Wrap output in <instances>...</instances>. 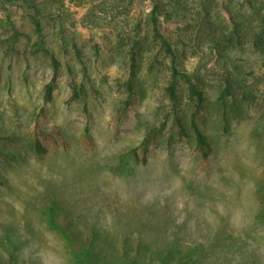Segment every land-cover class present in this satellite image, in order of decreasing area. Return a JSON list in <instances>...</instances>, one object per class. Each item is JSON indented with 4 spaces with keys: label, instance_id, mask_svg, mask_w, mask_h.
I'll return each instance as SVG.
<instances>
[{
    "label": "rangeland",
    "instance_id": "374dc122",
    "mask_svg": "<svg viewBox=\"0 0 264 264\" xmlns=\"http://www.w3.org/2000/svg\"><path fill=\"white\" fill-rule=\"evenodd\" d=\"M152 6V0H0V135L8 136L0 139V264H84L78 251L89 264H118L120 257L136 264H264L258 197L264 50L249 35L228 50L224 61L236 86L224 103V82L208 68L209 55L189 52L187 68L207 95L199 123L214 149L207 157L198 149L192 107L184 102L179 114L188 137L162 139L147 162L135 164L124 152L163 119L169 104L160 81L165 71H150L146 58L135 106L124 110L123 34ZM36 11L61 61L57 71L25 36L12 47L15 29L32 34ZM50 81L53 98L44 104ZM75 88L79 97L72 99ZM43 104L42 129L51 137L43 139L48 151L38 154L33 124Z\"/></svg>",
    "mask_w": 264,
    "mask_h": 264
},
{
    "label": "trees",
    "instance_id": "16d2710c",
    "mask_svg": "<svg viewBox=\"0 0 264 264\" xmlns=\"http://www.w3.org/2000/svg\"><path fill=\"white\" fill-rule=\"evenodd\" d=\"M152 1L151 11L137 23L133 32L126 34L128 33L126 31V35L123 34L122 41L127 39L129 56V72L125 81L128 97L124 101V110H130L135 106L138 70L141 62L146 58L150 71L164 69L165 78L160 81L169 104L163 119L158 124L149 126L141 141L128 148L124 154L135 164L145 163L150 148L162 139L167 138V142L171 143L175 137L178 139L188 137L189 131L179 114L183 103L187 102L192 107L189 118L190 131L194 135L198 149L207 157L213 151L214 144L199 123L200 114L206 108L207 95L197 77L187 68L188 54L206 52L209 55L208 68L224 82L219 95V99L224 103L236 86L231 78L232 71H227L224 61L226 56H229L228 50L243 45V37L247 35L252 38L255 47L264 50V0H248L251 6L249 9L242 7L239 0H194V7L189 4V0ZM34 7L37 8L35 4ZM41 19L39 11L31 14L32 34L15 29L12 35V47L17 50V42L25 36L27 42H31V50L43 52L49 58L53 70L57 71L61 61L46 42ZM62 45L64 47L67 45L64 38ZM75 51L80 55L78 48L75 47ZM262 65L264 67V60ZM54 88L53 81L45 84L44 104L52 100ZM77 97L79 92L75 88L72 99ZM251 97L252 92H243L244 99L249 101ZM44 104L36 113L33 124V146L38 154L48 151L43 139L51 137L50 133L42 129V123L46 118ZM169 120H173V123L169 124ZM7 137L0 135V139ZM118 170L115 168L116 172ZM127 173L133 174V167H130ZM258 197L263 205L259 219L264 222V190L258 192ZM64 227H67L66 223ZM81 254L80 251L76 252V256L82 259L84 264H89L88 261L85 262L86 255L80 258ZM133 259L127 261L124 257H120L118 264H136V258Z\"/></svg>",
    "mask_w": 264,
    "mask_h": 264
}]
</instances>
